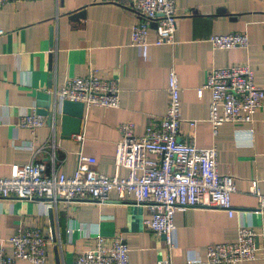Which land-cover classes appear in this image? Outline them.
Returning a JSON list of instances; mask_svg holds the SVG:
<instances>
[{
  "label": "crops",
  "instance_id": "crops-1",
  "mask_svg": "<svg viewBox=\"0 0 264 264\" xmlns=\"http://www.w3.org/2000/svg\"><path fill=\"white\" fill-rule=\"evenodd\" d=\"M176 7L175 44H154L157 32L152 27L149 44L133 45L131 29L142 18L126 0H21L0 6V27L5 29L0 35V176L9 175L15 163L35 159L51 164L54 152L58 170L71 176L80 151L96 157L98 171L114 175L120 125L133 122L136 135H141L165 115L174 67L184 119L178 137L200 147L217 146L219 172L235 178L234 215L202 206L177 212L175 246L170 249L163 235L147 227L149 207L124 201L116 191L103 202L61 201L53 207V217L41 200L6 198L0 199V242L21 226L40 227L53 237L45 264H75L77 254L100 236L108 243L123 239L131 264H157L167 258L178 264H207L208 245L236 241L239 228L247 225L258 233V257L235 264H264V210L251 192L257 180L264 193V105L252 123L228 122L215 135L208 121L211 91L199 94L213 67L237 64H248L256 84L264 88V0H176ZM232 32H246L249 45L213 46L214 35ZM92 69L118 81L120 107L90 108L84 116L83 142L75 135L61 138L60 113L50 124L45 116L46 125L35 133L20 125L24 115L38 112V91L52 92L66 79ZM121 174L128 175V169ZM5 246L12 251L9 243Z\"/></svg>",
  "mask_w": 264,
  "mask_h": 264
},
{
  "label": "built area",
  "instance_id": "built-area-1",
  "mask_svg": "<svg viewBox=\"0 0 264 264\" xmlns=\"http://www.w3.org/2000/svg\"><path fill=\"white\" fill-rule=\"evenodd\" d=\"M14 1L21 0H0V6ZM126 1L142 18L132 26L133 45L149 44L154 21L158 24L154 44L176 43V0ZM4 32L5 29L0 27V35ZM249 41L246 32L218 34L211 38L213 46L220 49L247 47ZM203 89L211 91L208 121L215 135L228 122L252 123L264 105V88L256 84L254 71L248 64L213 67L199 94L203 93ZM52 92L57 102L71 100L84 103V116L95 106L120 107L121 88L118 81L102 76L98 69H92L84 76L68 78ZM168 92L165 115L148 124L143 134L136 135L133 122L120 125L121 139L117 143L114 175L98 171L95 168L96 157L80 151L76 170L68 176L58 170L54 152L51 164L35 159L26 164H13L9 175L0 176V199H38L51 208L61 201L103 202L116 191L124 201L149 207L152 214L145 221L146 225L163 235L170 249L175 246L177 212L202 206L222 209L233 216L232 195L237 190L235 178L233 174L219 172L217 146L200 147L193 140H180L178 137L184 119L182 88L174 67L169 71ZM51 111L54 120L56 108ZM46 123V117L34 111L24 115L20 125L35 133ZM196 124V121H191L192 126ZM75 136L83 142V134ZM123 169H128V175L121 174ZM251 192L259 199V210H264V193L257 180L252 182ZM257 237L253 227L242 225L236 241L208 245L205 262L235 264L255 260L259 249ZM52 241V235L47 236L40 227L21 226L5 242H0V264H18L22 260L45 264ZM5 243L11 245V252ZM75 264H131L130 247L121 238L108 243L100 236L90 248L77 254ZM157 264L178 263L167 258Z\"/></svg>",
  "mask_w": 264,
  "mask_h": 264
},
{
  "label": "water",
  "instance_id": "water-1",
  "mask_svg": "<svg viewBox=\"0 0 264 264\" xmlns=\"http://www.w3.org/2000/svg\"><path fill=\"white\" fill-rule=\"evenodd\" d=\"M84 14V11L74 15L75 18ZM156 21L152 22V27L157 28ZM52 85L50 84V88ZM36 104L38 112L48 116V124L52 121V108H56L57 114H61V138L71 139L73 135L80 134L84 125V103L71 100L57 102L52 92L38 91L36 93ZM50 217L54 215V208L49 210Z\"/></svg>",
  "mask_w": 264,
  "mask_h": 264
}]
</instances>
